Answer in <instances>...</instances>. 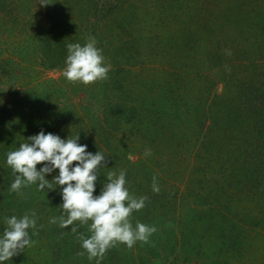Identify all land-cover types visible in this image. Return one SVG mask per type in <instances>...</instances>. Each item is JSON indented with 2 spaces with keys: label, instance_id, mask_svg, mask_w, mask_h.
<instances>
[{
  "label": "rangeland",
  "instance_id": "1",
  "mask_svg": "<svg viewBox=\"0 0 264 264\" xmlns=\"http://www.w3.org/2000/svg\"><path fill=\"white\" fill-rule=\"evenodd\" d=\"M236 1L239 8L229 5ZM49 2L0 0V109L9 128L6 144L0 139V181L8 182L0 198L8 200L5 176L14 177L9 151L41 130L78 134L88 152L97 146L106 156L94 195L108 171L124 170L130 194L147 197L133 226L157 228L148 243L118 244L100 264L133 257L136 264H264V0ZM209 12L230 24L201 40ZM89 37L110 66L108 78L70 83L62 74L67 45ZM32 186L35 196L9 192L14 203L0 209V235L5 217L35 210L34 244L3 264H97L77 255L83 249L72 231L49 224L61 215L63 186L44 197ZM186 203L196 208L178 216Z\"/></svg>",
  "mask_w": 264,
  "mask_h": 264
},
{
  "label": "clouds",
  "instance_id": "2",
  "mask_svg": "<svg viewBox=\"0 0 264 264\" xmlns=\"http://www.w3.org/2000/svg\"><path fill=\"white\" fill-rule=\"evenodd\" d=\"M48 3L49 0H40L41 5ZM96 43L95 37H89L84 45H67L62 74L68 82L87 86L108 78L110 66L105 64L102 49ZM78 140V134L62 139L51 132L45 134L43 130L28 137L6 154V165L15 177L8 190L23 195L22 189L32 185L39 191L63 186L61 215L51 217L49 224H57L61 229L72 226L71 231L83 249L77 255L86 254L88 260L95 259L100 264L106 253L118 244L131 249L137 242L148 243L157 228L140 221L133 226L132 214L145 207L147 197L130 194L124 170L118 174L108 171L100 194L94 195L95 182L100 167L105 166L106 156L101 151L88 152L87 145L79 144ZM150 154V150L144 153L145 156ZM41 163L43 167L37 170ZM54 170H58V175L49 181L46 174ZM152 191H160L156 176L152 177ZM4 225L0 235V264L34 244L29 230L37 228V214L32 210L20 217H5ZM74 225L86 227L88 235L78 233Z\"/></svg>",
  "mask_w": 264,
  "mask_h": 264
},
{
  "label": "trees",
  "instance_id": "3",
  "mask_svg": "<svg viewBox=\"0 0 264 264\" xmlns=\"http://www.w3.org/2000/svg\"><path fill=\"white\" fill-rule=\"evenodd\" d=\"M113 1V0H112ZM229 5H231V6H234V8H235V6L237 5V7L239 8V6H241V3L239 2H237L236 1V3H232V4H229ZM237 9V8H236ZM241 12H242V10H241ZM201 14H202V12H201ZM219 14V15H218ZM201 16V15H200ZM208 24L206 25V27L204 28V30H205V32H206V34L203 36H200V38H201V40H205V39H207V38H211L212 36H213V33H214V31L215 30H218L219 32H220V34H223V32H222V30L219 28L220 26H221V28H222V26L223 25H228V24H230L229 23V20H228V22L226 21V19L224 18V16H223V14L222 13H213V12H209V14H208ZM239 17H237V19H233L234 21L235 20H238V22L237 21H235V23H236V27H234L237 31H241L243 28H242V24H241V22H239ZM226 21V22H225ZM225 22V23H224ZM251 23H253L252 22V20H251ZM216 26H218V27H216ZM243 26H244V24H243ZM216 27V28H215ZM206 29L208 30V31H206ZM258 31H261V29L260 28H258L257 26H255V27H252L251 29H250V33L253 35V38H255L256 37V35H257V32ZM213 39H211V41H212ZM1 112H4V111H2L1 109H0V139H2L1 141L4 143V145L6 144V142L3 140V138H2V135L3 134H6L7 133V131L9 130V128H7V126H5V121L3 120V118H2V115H1ZM196 113H197V111H196V109L194 110V116L196 115ZM74 115H76V114H74ZM197 117V116H196ZM78 118V116H75L74 117V119H77ZM198 123H200V122H198ZM198 125H200V124H198ZM5 139H7V138H5ZM88 144H90V145H92L91 144V142H89ZM92 146H94V144L92 145ZM95 147V146H94ZM93 147V148H94ZM90 148H92V147H90ZM95 149H97L98 151H100V148H97V146L95 147ZM97 151V152H98ZM214 156V155H213ZM215 157H218V156H215ZM215 161H216V159L214 158V160L212 161V164L213 163H215ZM211 163H210V166L212 165ZM5 178L6 179H8L9 181H10V178L12 179L11 180V182L14 180V178L15 177H7V176H5ZM8 184V182H6V183H3V182H1L0 181V188H3L2 187V185H7ZM37 187V186H36ZM3 191H4V194L2 195V196H4V197H7L8 198V200L6 201V200H2V198H0V209H3L4 208V210L5 209H9L10 208V206H12L13 204L12 203H14V200H13V198L10 196H8V194H9V192H7L5 189H2ZM188 190H190L193 194L194 193H197V192H193V189L192 188H189L188 187ZM23 194L25 195V193H27L28 195H30V194H32V195H34L35 196V194H36V192H35V189L33 188V186H30V187H27V188H24L23 189ZM46 193L47 192H45V191H40L39 192V194L38 195H40L41 197H44L45 195H46ZM56 197H57V195H56ZM59 197H61L62 198V196H59ZM57 199V198H56ZM60 203H62V200H61V202ZM209 203V202H208ZM187 204V206H185V208H184V210L181 212V214L179 213L178 214V216H183V214L187 211V209L189 208H193V207H195L196 208V205H194V204H188V203H186ZM209 205V204H208ZM194 209V208H193ZM3 214V213H2ZM174 226H175V228H177V229H182V225L181 224H179V217H175V220H174ZM69 227H72V226H69ZM64 228V229H62V230H68V231H70L71 232V228ZM133 260H134V257L133 258H131V260H130V264H136L135 262H133Z\"/></svg>",
  "mask_w": 264,
  "mask_h": 264
}]
</instances>
